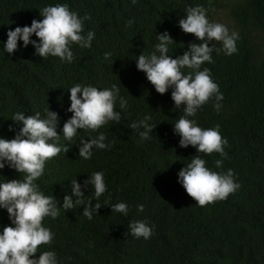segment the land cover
I'll return each mask as SVG.
<instances>
[{
    "label": "trees",
    "instance_id": "1",
    "mask_svg": "<svg viewBox=\"0 0 264 264\" xmlns=\"http://www.w3.org/2000/svg\"><path fill=\"white\" fill-rule=\"evenodd\" d=\"M219 0H0V136L14 138L21 124L13 121L17 111L25 115L45 109L59 113V128L72 113L69 88L75 83L100 88L120 86L127 97V108L119 123L97 130L80 129L71 141L61 134L60 143L70 147L67 153L50 158L44 174L36 180L46 195L58 200L71 192V181L83 183L94 171H103L108 190L99 197L102 204L89 220L83 205L64 210L43 223L55 233L51 244L39 251H56L60 264H264V0H236L229 12L238 25V51L226 55L213 52L212 77L223 93L222 107H213L210 99L193 117L202 127L220 125L229 144L228 157L219 153H201L209 167L224 159L223 170L234 169L241 187L227 199L203 206L178 182V172L189 163L196 148L179 145L174 123L183 115V106L175 107L171 89L161 94L137 69L136 57L148 54L158 43L156 34L167 30L175 42L170 54L187 50L190 42L200 41L184 32L178 21L189 6L203 5L211 20ZM68 3L80 16L87 14L84 34L94 30L90 48L72 45L75 59L69 63L58 56L42 58L30 43L10 54L3 50L9 29L42 19L40 10L49 4ZM134 22L129 25L128 20ZM258 35V39L254 34ZM33 39L38 37L33 34ZM217 48L222 43L212 41ZM173 49V51H171ZM111 51V60L104 52ZM257 51L261 55L257 56ZM113 61V63L111 62ZM190 69H185V72ZM150 114L152 138L141 141L132 121ZM11 126V129H10ZM142 130V129H141ZM105 132L115 140L109 149H94L91 159L79 156L80 138ZM13 168L0 169V180L23 178ZM94 197V186L84 189ZM127 201V216L112 211L111 204ZM95 198L93 203H95ZM109 204V205H107ZM143 204L140 211L137 205ZM146 219L154 225L150 239L130 235L128 224ZM6 209H0V229L10 224ZM128 233V235H125ZM39 251L34 256H39Z\"/></svg>",
    "mask_w": 264,
    "mask_h": 264
},
{
    "label": "clouds",
    "instance_id": "2",
    "mask_svg": "<svg viewBox=\"0 0 264 264\" xmlns=\"http://www.w3.org/2000/svg\"><path fill=\"white\" fill-rule=\"evenodd\" d=\"M137 0H132L135 4ZM42 19H33L30 26L17 25L9 29L7 39L3 42V50L14 53L21 46L30 43L35 53L42 58L49 55L58 56L63 61L71 63L75 59L72 45L79 44L82 48H90L95 38V31L89 30L84 34V21L90 19L73 11L68 3L49 4L40 10ZM134 21L128 20L131 25ZM180 28L186 33H193L200 41L188 44L187 50L181 55L170 54V45L175 40L165 30L156 34L158 43L154 50L136 57L138 70H142L147 79L161 94L171 89V97L175 107L183 106V115L174 123V132L179 134V145L196 148L189 163L178 172V182L199 205L227 199L229 194L237 191L241 184L236 179L234 169L223 170L224 159L215 160L220 171L208 166L201 153L217 152L221 157H228L225 146L229 144L220 132V125L202 127L196 119L197 112L209 102L215 100L213 107L220 110L223 93L212 77L211 69L202 67L205 62L214 63L213 52L223 51L232 55L239 49L237 41L239 32L230 29L227 24L212 21L203 5L189 6L186 14L179 19ZM35 34L38 39H33ZM222 43L217 48L212 41ZM173 51V49L171 50ZM111 51L104 52L106 61L111 60ZM113 63V61H111ZM190 71L185 72V69ZM70 105L67 111L72 115L59 128V113L45 109V114L36 112L25 115V112L14 113L13 121L21 124L14 138L0 136V169L5 166L15 169L23 178L0 180V209H6L10 224L0 229V264H60L56 251H39L42 244H51L55 233L43 221L46 216L56 218L61 214V204L64 210L83 205V214L89 220L101 207L99 197L108 190L103 171H94L91 176L81 183L77 177L71 181V192L64 195L63 201L56 196L46 195L36 180L45 172L46 162L70 149L67 143H60L61 134L65 141H71L80 129L97 130L110 121L119 123L122 113L116 110L117 102L121 109L127 108V97L120 94V86L100 88L91 84L75 83L69 89ZM150 114L132 121L131 128L138 130L141 141L152 138L156 124L151 123ZM11 129V126H10ZM142 129V130H141ZM115 140H108L105 132H99L90 138H80L79 156L91 159L94 149H109ZM94 186V197L85 195L84 189ZM95 198L96 202L93 203ZM109 205V204H107ZM112 211L129 214L130 206L127 201L111 204ZM143 211L144 205H137ZM130 235L137 238L150 239L154 225L146 219H133L128 224ZM128 235V233H125ZM39 251V256L33 254Z\"/></svg>",
    "mask_w": 264,
    "mask_h": 264
},
{
    "label": "rangeland",
    "instance_id": "3",
    "mask_svg": "<svg viewBox=\"0 0 264 264\" xmlns=\"http://www.w3.org/2000/svg\"><path fill=\"white\" fill-rule=\"evenodd\" d=\"M235 1L236 0H219L218 2L219 5L213 11L211 20L225 23L228 25L230 29L237 31L238 25L236 24V22L234 21V19L232 18L229 12L230 4H233ZM254 36L258 39V35L256 33L254 34ZM261 53H262L261 51H257V56H260Z\"/></svg>",
    "mask_w": 264,
    "mask_h": 264
}]
</instances>
